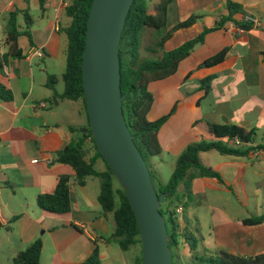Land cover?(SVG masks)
<instances>
[{
	"label": "crops",
	"instance_id": "1",
	"mask_svg": "<svg viewBox=\"0 0 264 264\" xmlns=\"http://www.w3.org/2000/svg\"><path fill=\"white\" fill-rule=\"evenodd\" d=\"M70 1L46 0L40 9L38 0H0V64H3L0 84L11 94L10 100L0 99L1 217L2 227L8 228L13 223L16 233L15 243L7 250L8 260L38 239L40 231L47 235L55 252L51 264L81 263L92 254L95 245L106 247L111 243L107 241L112 232L110 220L99 211L90 219L88 214L93 213L87 198L77 190L87 183L78 186L72 168L56 162V153L75 140L76 129L85 125L77 103L71 102L75 105L66 107L67 118L75 116L78 121L73 124L60 110L65 100L50 105L51 91L46 87L47 76H57L54 61L66 51L67 40L62 29L69 19L64 15L63 3ZM228 2L242 11L233 17L240 22V32L228 30V22L214 29L218 20L226 16ZM31 6L40 14H28ZM15 11L19 12L20 31L28 23L33 45L26 37H20L18 45L24 51V58H7L4 63L2 56L7 48L3 45V30L8 14ZM200 11L208 14H199ZM191 15L198 16L196 22L173 32L164 43L165 51L196 38L204 29L214 30L179 63L174 75L149 85L153 105L148 119L153 121L173 111L158 131L162 151L157 157L164 163L167 158L175 162L188 145L218 140L209 133L211 124L235 125L253 131V141L242 145V150L264 147V0H176L169 7L163 34ZM245 16L258 19L260 26L241 23ZM245 26L250 29H242ZM32 48L42 50L43 58L36 61H42L43 65L27 58ZM223 49L226 54L222 62L212 67L202 66L206 59ZM38 103L45 106L35 107ZM258 138L262 139L261 143ZM212 152L215 151L201 153L200 162L213 168L223 183L209 177L193 180L192 198L182 211L187 226L191 217L198 227L197 236L201 239L198 251L222 250L239 257L263 254L264 220L257 225H244L242 221L264 217V150L242 157L216 152L219 156L210 165L206 160L212 157ZM47 159L51 160L50 164L45 163ZM33 160L38 162L33 164ZM152 165L153 173L160 179L157 166L154 162ZM97 166L101 168L99 162ZM60 176L69 177L71 211L62 216L48 215L37 207L36 197L51 193ZM205 234L213 241L210 249L205 245ZM43 247L44 243L42 250Z\"/></svg>",
	"mask_w": 264,
	"mask_h": 264
},
{
	"label": "trees",
	"instance_id": "2",
	"mask_svg": "<svg viewBox=\"0 0 264 264\" xmlns=\"http://www.w3.org/2000/svg\"><path fill=\"white\" fill-rule=\"evenodd\" d=\"M153 0H133L129 13L126 17L125 25L121 34L118 46V56L120 61L121 93L124 96L122 110L124 120L132 139L138 148L144 161L157 157L161 154V147L158 141V131L172 115L173 111L156 120H149L148 114L153 105V95L149 91V85L156 81H161L174 75L181 61L186 59L192 49L202 43L204 36L214 29L221 28L225 23L236 22L234 16L241 14V9L233 3H227L226 16H222L214 29H204L196 38L188 40L178 47L165 51L164 43L171 34L179 29L188 28L193 25L198 16L191 15L183 22L177 23L165 34L162 32L167 26L169 7L176 0H155L153 11L149 13V3ZM93 0H71L65 7L64 15L69 19L68 25L62 29L66 36L65 70L58 76L48 75L46 87L52 93L50 105H54L53 98L58 102L66 100L81 103L82 112L85 114V125L77 128L78 136L56 153V162L68 165L74 171L76 184L80 187L86 185L90 179H96L99 183V193L97 201L104 218L110 220L112 232L107 241H113L118 248L127 252L138 246L139 255L134 259V264H142L141 242L139 230L132 209L125 197L124 190L115 187L112 170L98 153L93 141V136L89 127L88 115L86 111L85 97L82 87L81 64L84 51V41L88 14ZM46 0H38L40 9H43ZM26 14V13H25ZM19 12L8 14L3 30V45L7 48L2 56L5 63L7 58L21 60L24 58V51L18 45V39L26 37L32 46V38L29 32L28 23L26 28L20 31L17 17ZM1 19V16H0ZM26 22L28 16L25 15ZM238 23V22H236ZM145 28L154 31V41L146 51L152 54L154 59H144L141 57V44L143 30ZM164 28V29H163ZM154 46V48H153ZM162 50L159 51L158 49ZM226 49H223L206 59L203 67H212L223 61ZM3 64H0V73ZM61 81L63 91L60 95L54 90V86ZM205 83H208L206 80ZM0 99L10 100L11 94L0 84ZM209 133L218 140L200 141L188 145L176 158L174 169L166 183L150 171L151 181L157 196L165 195L159 212L165 220L166 230L169 237V249L171 254L173 249L181 242L186 244L194 264H264V253L253 257H239L226 251H216L212 255L198 253L197 239L189 231L187 222L176 209L186 208V204L192 198L191 184L198 178L209 177L223 183L221 176L213 169L200 162L201 153L215 151L226 156H247L251 152L264 150V147H254L242 150L241 146L253 141L254 132L246 131L235 125H209ZM221 139L223 141H221ZM233 139L240 142V146H230ZM101 161L102 168L97 166ZM37 207L44 213L54 216H62L70 213V185L69 177L60 176L56 186L51 193L39 194L36 197ZM263 216L248 218L242 221L244 225H257L262 223ZM42 252V242L40 239L34 240L26 249L20 251L12 259V264H40ZM99 246L95 245L92 254L78 264H100ZM173 259V256H171ZM173 261V260H172ZM172 264H182L176 257Z\"/></svg>",
	"mask_w": 264,
	"mask_h": 264
},
{
	"label": "water",
	"instance_id": "3",
	"mask_svg": "<svg viewBox=\"0 0 264 264\" xmlns=\"http://www.w3.org/2000/svg\"><path fill=\"white\" fill-rule=\"evenodd\" d=\"M132 3L93 0L81 64L83 94L94 144L124 190L137 222L142 264H172L165 220L159 212L165 195L157 196L122 110L118 46ZM53 101L57 105L55 98Z\"/></svg>",
	"mask_w": 264,
	"mask_h": 264
},
{
	"label": "rangeland",
	"instance_id": "4",
	"mask_svg": "<svg viewBox=\"0 0 264 264\" xmlns=\"http://www.w3.org/2000/svg\"><path fill=\"white\" fill-rule=\"evenodd\" d=\"M155 0L151 1L149 3V13H151L153 11V5ZM40 11L37 9H34L32 6L29 9L28 14H40ZM199 14H208L205 11H200ZM164 29V28H163ZM164 32V30L162 31ZM154 41V31L152 29L149 28H145L143 30V38H142V44H141V57H144V59H154L155 57L152 56V54H150L149 52L146 51V48L151 46L152 42ZM154 48V46H153ZM65 49V48H64ZM159 51H161L162 49L159 48ZM164 50V47H163ZM65 54L66 52L62 51V53L59 54L58 60L54 61V65L57 69V76L58 78L61 76V74L64 72L65 70ZM37 59H35L34 63L36 62L39 66L43 65L42 61H36ZM47 60L46 57H44V62ZM54 90L56 91V93L58 95H60L63 91V84L61 81H59L55 86H54ZM50 96H52V93H50ZM69 104H71L72 106H74V103H71L69 101H64L63 104L60 107V110H62L63 115L65 116L66 119H69V121L73 124H77L78 121L75 118V116H70L69 118H67V111H66V107L67 105L69 106ZM76 105L80 106L81 108V112H82V106L81 103H77ZM70 114V112H69ZM83 116V119L85 121V114L82 112L81 113ZM262 139L258 138V142L261 143ZM230 144V143H228ZM212 157H210L209 160H206L207 163H209L210 165L214 164V158H218V154L216 152H212L211 153ZM166 156V155H163ZM167 162H161L160 161V157H153V158H148L146 159V165L149 169V171L151 173H153L152 170V162L155 163V165L157 166L158 172L160 174V179L162 183H166L174 169V160L167 158L166 159ZM99 166L102 168L103 164L101 163V161L99 160ZM173 166H170L172 165ZM201 163L203 165H206L205 162ZM207 166V165H206ZM213 169V168H212ZM115 187L119 188V185L117 183V181H114ZM77 190L83 192L87 198V205H89V207H91V211L92 213H97L98 211L101 212V208L100 205L97 201V196L99 193V183L96 179H90L87 182L86 187L84 188H78ZM195 217L198 218L197 213L194 212ZM181 215V214H179ZM110 226L112 228V224L110 223ZM188 227L190 229V231L193 233V235L195 236V238L197 239L198 242V247L201 245V239L197 236V232H198V227L196 226L193 218L191 219V217H189L188 219ZM42 232H39L38 235V239L41 240V242L44 243V247L43 250L41 252V257H40V264H51L53 262V256H54V250L52 245L50 244V242H48V237L47 235H43L41 234ZM205 237V245L208 247V249H210L212 247V239L207 236L206 234L204 235ZM16 240V233L14 232V226L13 223L9 224V227H0V264H12V260H8V247L10 244L15 243ZM42 243V244H43ZM140 249L138 246L132 248L131 250L127 251V252H123L121 251L118 246L116 245L115 242L111 241V243L104 247L101 246L99 247V260H100V264H134V259L137 255H139ZM198 253L200 255H203L205 253H207V255H212L214 252L211 251H205V252H200L198 251ZM175 254L177 259L179 260V262H181L182 264H194L192 261V257L190 255V252L186 246V244H184L183 242L180 243V245L175 249H173L172 251V256H173V261L175 262ZM61 258V257H60ZM61 259H64L63 257Z\"/></svg>",
	"mask_w": 264,
	"mask_h": 264
},
{
	"label": "built area",
	"instance_id": "5",
	"mask_svg": "<svg viewBox=\"0 0 264 264\" xmlns=\"http://www.w3.org/2000/svg\"><path fill=\"white\" fill-rule=\"evenodd\" d=\"M68 4L67 3H63V7L65 8ZM58 20L55 19V27L58 28ZM239 23L236 22H229L226 26H228V30H232V31H236V32H240L241 28L239 27ZM241 23L252 26V27H259L260 26V22L258 19L251 17V16H245L241 19ZM27 58L29 60L31 59H41L43 58V52L40 48H32L28 55ZM45 105L43 103H38L35 107H44ZM230 144L232 146H240V142L237 139H233ZM37 160H33L32 163L35 164L37 163ZM46 164H50L51 160L47 159L45 160ZM1 212H2V206H1V201H0V227L2 226L3 222H2V217H1ZM177 214H181L182 209L181 208H177L176 209Z\"/></svg>",
	"mask_w": 264,
	"mask_h": 264
}]
</instances>
